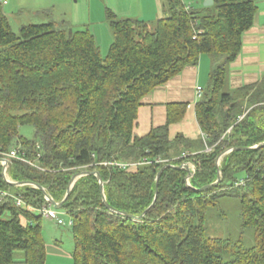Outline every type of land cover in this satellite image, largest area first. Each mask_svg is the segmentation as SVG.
I'll return each mask as SVG.
<instances>
[{
	"label": "trees",
	"instance_id": "obj_1",
	"mask_svg": "<svg viewBox=\"0 0 264 264\" xmlns=\"http://www.w3.org/2000/svg\"><path fill=\"white\" fill-rule=\"evenodd\" d=\"M162 1L153 26L107 9L106 56L90 30L70 24L15 33L0 2V149L20 146L42 168L15 160L10 175L65 200L58 210L74 221L73 264H264V75L239 89L229 84L261 0H196L190 11L183 0ZM203 55L212 71L196 105L201 138L170 136L185 104L169 105L165 126L136 136L143 98ZM24 125L34 126L35 139L20 135ZM185 163L196 166L189 181L191 172L177 168ZM0 190L24 202H0V264H15L19 253L24 264H46L45 195L7 183L1 166ZM225 198L238 201L239 238L208 234L210 208L226 220Z\"/></svg>",
	"mask_w": 264,
	"mask_h": 264
},
{
	"label": "crops",
	"instance_id": "obj_2",
	"mask_svg": "<svg viewBox=\"0 0 264 264\" xmlns=\"http://www.w3.org/2000/svg\"><path fill=\"white\" fill-rule=\"evenodd\" d=\"M10 1V0H9ZM8 1V2H9ZM158 8L159 20L163 16V1L155 0ZM111 10V9H110ZM118 13L127 15L126 18H134L145 21L142 14H127L115 9ZM118 17H120L118 15ZM122 18V17H120ZM103 24V20L101 21ZM95 38L98 33L105 34L104 29L100 32L90 28ZM97 39V38H96ZM113 42V37L111 44ZM212 71V58L203 55L197 65L186 67L181 74L174 77L163 86L157 87L152 93L144 97L138 111V119L135 127V135L143 137L148 135L152 129L163 127L168 120V108L172 104H185L188 106L185 118L170 127V136L175 138L179 135L190 140H199L202 136L197 121L196 105L200 98L197 97V88L204 89L208 85ZM264 75V1L258 2V13L254 25L243 36V48L238 59L231 64L229 73V84L231 89H239L258 83ZM51 221V220H50ZM53 222V221H51ZM53 224H55L53 222ZM45 235V234H44ZM58 235L53 234L51 242H46L47 263L46 264H73L72 253H66L61 248V241L57 240ZM74 242V241H73ZM74 249V248H73ZM70 260V261H68ZM15 264H24L23 256L19 253L16 256Z\"/></svg>",
	"mask_w": 264,
	"mask_h": 264
},
{
	"label": "rangeland",
	"instance_id": "obj_3",
	"mask_svg": "<svg viewBox=\"0 0 264 264\" xmlns=\"http://www.w3.org/2000/svg\"><path fill=\"white\" fill-rule=\"evenodd\" d=\"M189 1L194 3L195 8L199 6L196 0ZM2 4L4 13L7 15L13 31L17 34L23 26L48 23H55L58 26L70 24L76 30H90L91 28L94 31L99 30L101 32L103 30L104 32L106 29L107 36L105 35L106 32L105 34L98 33L96 36L97 44L103 56L108 54L112 41V33L106 19L107 9H111L122 18H126L127 15L118 13L115 9L122 12L130 10L127 14H133L131 12L142 14L145 16V22L151 26L156 24L159 14L155 0H10ZM102 20L103 24L101 23ZM19 133L29 140L36 138V129L32 125L21 126ZM219 202L220 207L227 214L226 220L219 217L217 207L210 208L207 217L208 234L216 238H239L238 201L233 198H225L220 199ZM64 219L67 220V217L65 216ZM43 228L47 241L51 242L53 234L56 233L58 235L57 240L61 241V248L66 253L73 251L74 242L71 228L68 226L60 227L45 219ZM64 264L68 263L65 262Z\"/></svg>",
	"mask_w": 264,
	"mask_h": 264
},
{
	"label": "built area",
	"instance_id": "obj_4",
	"mask_svg": "<svg viewBox=\"0 0 264 264\" xmlns=\"http://www.w3.org/2000/svg\"><path fill=\"white\" fill-rule=\"evenodd\" d=\"M8 1L9 0H0V2H2V3L8 2ZM183 1L185 3V9L187 11H190L192 9L193 3L191 1H189V0H183ZM203 93H204V89L201 88V87H198L197 88V97L201 99L202 96H203ZM40 158H41V155L38 154L37 159H40ZM15 160L19 161V162L21 161L23 163L29 164V165H31V166H33L35 168H38V169H42L39 164L29 160L26 157V154L21 152V147L20 146L12 147L8 151L0 149V166L2 167L3 179L7 183H9L11 185H15L16 187H20V185H18V182L13 180L11 175H10V169H11L12 161H15ZM156 162L157 163H161V162H163V160L161 158H158L156 160ZM139 164L138 163H133V164L111 163L110 165L118 166L119 168H122L124 170H127V169L132 170V169H135ZM188 165H189V169H190V172H191V174L189 176V179H188V181H189L190 178L196 172V166H194L191 163H189ZM244 183H245V181L241 180L239 185H243ZM31 186L35 187L34 185H31ZM8 197H13L15 199L16 204H17L18 207H22L24 205V202L22 201V199L20 197H14L9 192L0 190V202H3ZM45 199L50 205L43 207V209L41 210V214L43 215V217L48 219V220L57 222L58 225L73 227V225H74L73 219L69 218V220L66 222L63 219V217H62L63 216L62 213L59 212V210L56 209L54 207V205L51 203L50 198L45 196ZM31 211H33V208H31Z\"/></svg>",
	"mask_w": 264,
	"mask_h": 264
},
{
	"label": "water",
	"instance_id": "obj_5",
	"mask_svg": "<svg viewBox=\"0 0 264 264\" xmlns=\"http://www.w3.org/2000/svg\"><path fill=\"white\" fill-rule=\"evenodd\" d=\"M213 3H214L213 0H206V1L204 2V6H205V7H207V6H211V5H213ZM263 145H264V144H263ZM165 168H166V167H165ZM177 168H178V169H183V168H184V169L190 171V169H189V165H188V164H184V165H182L181 167H177ZM163 170H164V168L159 172V174H158V176H157V179L160 178V176H161ZM86 174L95 175V176H97V177L99 178V180H100V175H99L98 172H90V173H86ZM84 175H85V173L77 174V175H75V176L71 179V181H70V186H69V188H68V193H67V195H66V198L68 197L69 192H70L71 189L73 188V186H74L75 182L77 181V179L80 178V177H82V176H84ZM220 180H221V179H220V177H219L218 181H217L214 185H217V184L220 182ZM100 184H101V191H102V194H103V198H104V201L106 202V198H105V195H104V184H103L102 181L100 182ZM18 185H20V186H22V185H23V186H24V185H34L36 188H38L39 190H41L45 196H47V197L50 198L51 203L54 205V207H55L56 209H61L62 206H63V203H64L65 200L62 201L61 203L56 202L53 198H51V197L49 196V194L47 193V191H46L45 188H43V187H41V186H39V185H37V184H33V183H20V182H18ZM14 186H15V185H14ZM109 208H110L111 210H114V209H112V207H109Z\"/></svg>",
	"mask_w": 264,
	"mask_h": 264
}]
</instances>
